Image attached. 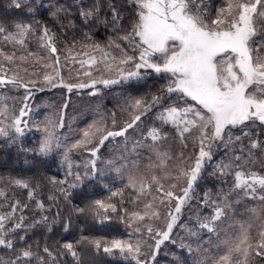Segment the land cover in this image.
<instances>
[{"label":"snow or ice","instance_id":"obj_1","mask_svg":"<svg viewBox=\"0 0 264 264\" xmlns=\"http://www.w3.org/2000/svg\"><path fill=\"white\" fill-rule=\"evenodd\" d=\"M24 2L11 0V6L20 9ZM126 3L131 6L128 27L122 25L124 5H118L115 0H106V3L93 0L89 7L79 8L85 26H111L117 33L115 38H109L107 45L95 41L80 43L81 52L76 55L84 58L79 60L72 52L78 42L73 41L66 47L65 66L69 61L79 63L81 69L87 66L88 70L83 72L89 78L87 83L65 82L54 34L46 26L38 37V47L47 50V55H40L28 50L29 34L36 31L32 24L16 23L11 30L0 24V88H22L26 93L18 114L7 102L0 103V137L13 143L28 130L30 122L25 117L31 112L28 100L33 90L42 92L45 88L64 87L71 92L91 88L89 95H97V85L108 87L144 80L152 73L164 74L165 83L156 93L126 99L121 111L128 118L119 127L116 113H111L112 130L101 116L82 129L78 139L65 146L67 136L62 141L55 131L64 126L63 112L58 120L46 118L36 151L46 155L63 148L62 158L67 165L64 180L51 178V184L62 186L56 190L57 195L48 197L49 201H57L62 196L71 204L72 190L85 179L103 176L105 170L121 176L127 174L124 188L135 192L129 200L135 210L129 212L121 207L120 211L124 213L121 219L126 217L132 229L129 238L81 237L77 244L90 245L97 253L119 254L129 264H152L161 245L172 239L183 210L190 207L192 214L188 222L179 224L186 232L184 239L203 240L202 233L208 235L209 248L204 252H215L197 264H251L255 257L264 258V139L260 138V131L264 130V0H223L219 7L214 0H126ZM83 35L85 40L91 39L88 33ZM5 47L11 51L6 52ZM92 70L101 73V77L94 78ZM41 72L43 83L37 89V81L31 77ZM104 73L110 74L109 78H103ZM145 122L148 127L142 131ZM34 126L39 128L37 124ZM168 128L173 130L172 139L180 146L175 155L166 143ZM135 132L141 134L132 139L130 133ZM116 138H123L120 154L102 161L104 168H97L101 148ZM189 143L195 150L194 160L184 155L183 149ZM221 145L225 153L212 164L209 175L220 184L228 185L227 189L218 188L215 194L205 190L200 196L196 186ZM74 151L87 153L88 158L74 165L71 159ZM144 153L148 163L141 168ZM74 166L83 167L84 171H73ZM69 178L72 183L68 182ZM9 183L28 189L29 200L36 198V190L28 182L13 179ZM0 198H7L4 189H0ZM112 198H119L122 206L124 189L112 191L107 199ZM3 207L0 203V209ZM27 207L16 200L9 211H0L3 248L17 251L16 240L10 237L18 229L47 223L48 217L42 215L40 220L25 224L26 217L22 214L17 217L16 213L18 210L22 213ZM241 207L244 212L238 215ZM36 208L46 210L41 200L36 201ZM205 210L208 214H204ZM72 211L90 213L104 222L118 208L115 203L98 199L85 207L72 206ZM244 213L249 214L247 220L239 218ZM157 222H162L164 227H159ZM9 223L12 227H6ZM69 226L64 225L66 231ZM253 227L258 229L255 240L251 235ZM19 240L24 241L25 236L20 235ZM149 240L153 243L148 244ZM145 246L151 249L150 253L143 250ZM179 247L188 253L199 251V247L194 250L183 240ZM43 252L56 264L47 246ZM65 252L79 264L80 255L73 243L62 245L60 255ZM142 256L146 259H141ZM32 259L38 264H47L45 257L34 252L31 245L19 249L15 259H0V264H23Z\"/></svg>","mask_w":264,"mask_h":264},{"label":"trees","instance_id":"obj_2","mask_svg":"<svg viewBox=\"0 0 264 264\" xmlns=\"http://www.w3.org/2000/svg\"><path fill=\"white\" fill-rule=\"evenodd\" d=\"M50 2V6L46 3ZM93 3V0H25L23 6L20 9L11 6V0H0V24L8 27L11 30V26L16 23L32 24L33 27L49 26L55 29L59 27L56 23L50 20V11H54L60 8L67 10V15L71 18V21L80 30L82 34L88 33L91 37L90 41L98 42L101 45H107L109 38H115L117 33L111 30V26L105 27L104 25H89L85 26L82 18L79 16V8L89 7ZM106 3V0H105ZM118 5H124V16L125 19L122 21L124 27L129 25V5L126 0H115ZM214 4L217 7V0H214ZM46 6V8H45ZM29 9L33 11L29 12ZM103 9L102 11H105ZM60 28V27H59ZM62 32V30H61ZM65 35V34H64ZM69 40L71 37L66 35ZM84 36V35H83ZM71 42V41H69ZM119 42V41H118ZM2 46V44H0ZM123 46V45H122ZM11 48L5 47V51H10ZM31 50V49H29ZM114 52L116 50H113ZM155 74V73H152ZM151 74V75H152ZM148 76L144 80L139 81H126L121 84L111 85V88L119 90L122 88L129 92L130 95L136 97L145 96L149 93H156L160 85L165 83L166 76L164 74L158 76ZM164 77V78H162ZM147 83V84H146ZM23 97L26 93H23ZM37 94V95H35ZM29 98L28 104L31 109L33 103L37 101V97H44L42 93H35ZM14 93H8L0 98V103L7 102L9 107L14 110L16 104L12 102ZM22 97V98H23ZM7 98L8 101L5 99ZM11 99V100H9ZM23 99L20 101L18 110L23 105ZM47 110V109H45ZM74 108L72 109V111ZM80 110V107H77ZM44 110H39L35 119H33L32 113L25 117L29 120V128L25 134L13 143H8V138L0 137V189H4L7 193V198L10 201H6L5 198H0V203L4 204V207L0 211H9L10 205L19 200L21 205L27 204L28 207L21 213L19 210L16 216L19 217L21 214L26 217L24 223L32 224L33 221L40 220L41 216H47V223H40L27 230L18 229L17 233L10 237L16 240L15 249H5L0 246V259H15L18 254V250L31 245L32 250L39 255L45 257L47 264H52V258L43 252V248L47 246L55 257L56 264H77V261L66 252L60 255L62 251V245L64 243L71 242L76 246V250L80 255L79 264H129V261L122 259L119 254L110 256L104 254L102 251L97 253L93 250L90 245L77 244V241L81 237H89L90 239H105L111 240L113 238L127 239L128 228L126 222L121 219L124 215L120 211L121 207L126 208L129 212L134 210V207L130 204V197L135 196V192L130 189L124 188L126 184L123 176L117 174L115 171L112 173L104 172L103 176L96 175L79 185L77 188L72 190L71 204L63 199L62 196H58L57 201H49L48 197L57 195V189L62 185H53L50 183L51 178L55 177L56 180H64L67 170V165L63 162L62 152L63 149H56L46 155L40 154L36 151L39 147V141L42 138L40 128L34 126L43 119ZM51 112L45 116L49 117ZM91 114L89 113L82 117L75 119L76 126L84 127L87 123V119ZM60 130L64 129L59 128ZM169 131V129H167ZM76 128L60 131L57 136L62 141L67 136L66 142L75 140L78 136ZM147 159H143L146 161ZM74 165L77 162L73 161ZM73 171L83 172L84 170L78 169L74 166ZM209 182H204L203 179L196 186V191L200 194L204 190H212L213 194L218 188L224 187L227 189L228 185L220 184L215 177L207 176ZM13 179H19L26 181L32 188L36 190V198L29 200L28 189L16 187L10 185V181ZM207 181V179H205ZM72 183L71 178L68 180ZM39 187L36 188V185ZM66 187V185H63ZM124 189V203L121 206L119 198H107L111 196L112 191ZM105 200L106 202L117 204L118 212L109 213V220L101 222L100 217L93 216L90 213L79 214L72 211V206L85 207L95 200ZM41 200L45 204L44 211H40L36 208V201ZM59 213V215H57ZM126 219V217H125ZM69 224V228L66 231L64 228L65 224ZM6 227H12L9 223ZM25 236L24 241L19 240V236ZM127 237V238H126ZM146 259V258H145ZM159 260H163L159 258ZM198 258H193L191 253L184 252L181 249L175 256V260L170 261L169 264H197ZM23 264H38L37 260L32 259L31 261H24ZM134 264V262H132ZM152 264H159L157 260L152 261Z\"/></svg>","mask_w":264,"mask_h":264},{"label":"rangeland","instance_id":"obj_3","mask_svg":"<svg viewBox=\"0 0 264 264\" xmlns=\"http://www.w3.org/2000/svg\"><path fill=\"white\" fill-rule=\"evenodd\" d=\"M37 3H40V0H37ZM223 4V0H217V7L221 6ZM47 6H50V2L46 3ZM131 6L129 5V8ZM46 8V6H45ZM47 9V8H46ZM61 9V8H60ZM53 13H56L53 15ZM50 16L49 17L51 21L56 23L59 27H56L55 29L50 28L49 26H46L50 30V34H54V43L55 46L58 49V54L60 56L61 60V75L64 77V80L66 83L70 84H76V83H87L89 81V78L86 76H83V72L88 70L87 66H85V69H81L79 63H71L69 61L68 65L65 66V55H66V47L71 45L73 41L78 42L77 46L72 50L73 56L76 57L77 60L84 58L82 55H76L77 53L81 52L80 49V43L84 44H91L92 42L90 40H85L83 34L80 32V30L77 28V26L74 25V23L71 21V18L68 17L67 11H50L49 12ZM45 27L40 26V27H34L36 29L35 33H30L28 37V50L31 49L30 51L33 52H38L40 55H47V50L41 49L38 47L40 41L38 37L41 35V30L42 28ZM62 30V32H61ZM65 34V35H64ZM71 37L69 40H67V36ZM71 41V42H69ZM115 50V49H114ZM11 51V49H10ZM90 51V49H89ZM19 54V53H18ZM118 54V52H117ZM6 67H11L9 65H6ZM93 71V77L94 78H100L101 73L96 72L95 70ZM78 72L80 75L78 76ZM42 75L43 73L41 72L37 76L31 77L32 79L37 81V89L42 86ZM161 74H152L151 76H158ZM110 74L104 73L103 78H109ZM27 79V78H26ZM147 84V83H146ZM99 89V92L97 95H89L90 92L93 91L91 88H86V89H73L71 92H69L66 88L64 87H56V88H45L44 91H38V90H33V93H42L44 97H37V101L33 103L31 112L29 115L32 113L33 119H35L36 115L38 114L39 110H44L43 112V119H41L38 123L39 125V133L41 132V135L43 136V128L44 124L46 122V118H51L54 121L58 120L59 115L61 112H63L64 115V129L60 130L55 129L56 134L60 131H67L76 128L77 131H81L82 129L87 128L89 124H92L94 121H97L103 116L106 120L107 126L109 130H112L111 128V113L115 112L116 116L118 118V125L117 127L120 126L122 121L124 119H127V113H124L121 111V107L124 105L126 99L131 96V97H136L132 96L129 94L128 91L119 88V90H116L115 88H111L110 86L105 87L103 85H97L96 86ZM14 93L13 100L12 102L16 104L18 101V104L14 108V111L16 112L18 110L20 101H22L23 93H25L24 89H14L11 88V86H8L6 88H0V98H2L4 95L7 94L8 98V93ZM37 95V94H35ZM7 98L5 99L6 101ZM11 100V99H9ZM67 104V107L65 108L64 105ZM77 107H80V110H77ZM74 110L72 111V109ZM47 109V110H45ZM49 111L51 112L49 117H46V115L49 114ZM91 116L89 119H87V123L85 124L84 127L76 126L75 119L77 117H82L86 114ZM18 114V113H17ZM148 127L147 122L141 126L142 131H146ZM169 131V141L166 143L171 145L173 155H175L178 151H180V146L178 141H175L172 139V137L175 135L173 130L171 128H168ZM140 132H135V133H130V136L132 139L138 138L140 136ZM236 134H239L237 132ZM79 138V135L76 137V139ZM260 138L264 139V130L260 131ZM75 140H72L70 142H66L65 146L70 145L73 143ZM129 148H131V140L129 141ZM123 147V138H116L114 141H107L105 145L101 148L99 156H100V161L97 163V168H104V164L102 161H106L109 159H113L114 157L118 156L120 154V151ZM63 149V148H62ZM184 155L187 156H192L194 160V149L191 143L188 144V147L186 149H183ZM225 153L224 147L221 145L220 148H218L217 152L214 154L213 160L206 165V171L203 173V181L204 182H209L207 176H210L209 173L212 172V164H214L217 160H219ZM143 159H147V153H144ZM88 158V154L84 153L81 154L80 151H74L71 154V159L72 161L77 162V164H82L83 161ZM141 160V168H143L144 164L148 163V160L143 161ZM192 161H188V163H191ZM78 169L84 170L83 167H80ZM106 173H112L111 170H105ZM124 182L127 184V174L123 176ZM207 179V181H205ZM205 191V190H204ZM203 191V192H204ZM203 192L200 194L197 191V194L202 196ZM6 201H10L9 199H6ZM174 201H173V206H174ZM196 205V202H192V206L194 207ZM249 207H251V204H249ZM135 210V209H134ZM238 215L241 212H244V209L241 207L237 210ZM192 214V210L190 207H186L181 215V219L178 222V225L176 228H174L173 234H172V239L169 241H166L163 245H161V248L159 249L155 260L159 262V264H169L170 261L175 260L176 254L182 249L179 247L180 243L185 242V243H190L192 245V248L195 250L199 247V251H193L192 257L193 258H198L201 261H204L207 256L210 255H215L214 251L210 252H204V249L209 248L208 244V235L203 236V240H197V239H191V240H186L184 239L186 237V232L184 229L179 227V224H184L187 223L189 220L190 215ZM204 214H208L207 210L204 211ZM240 219L247 220L249 218L248 213H244V215L239 216ZM127 219V218H126ZM126 219L124 220L126 222ZM158 226L163 228L164 225L162 222H157ZM127 225V223H126ZM127 230L128 234L127 237L129 238V233L132 232V229L127 225ZM257 231L258 229L256 227H253L251 230V235L254 238H257ZM223 235V233L221 234ZM126 237V238H127ZM127 238V239H128ZM135 238V237H133ZM175 241L173 243L172 241ZM213 242H215V236H212ZM153 242L151 240L148 241V244H152ZM145 252H151V249H149L147 246L143 248ZM184 252L186 254L188 253L186 249H184ZM146 257H141V259H145ZM159 258L163 260H159ZM251 264H264V258L261 257H255L252 259Z\"/></svg>","mask_w":264,"mask_h":264}]
</instances>
